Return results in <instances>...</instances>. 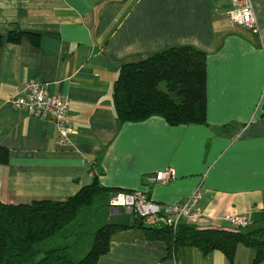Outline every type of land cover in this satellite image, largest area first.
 Segmentation results:
<instances>
[{"label":"crops","instance_id":"0c3cea01","mask_svg":"<svg viewBox=\"0 0 264 264\" xmlns=\"http://www.w3.org/2000/svg\"><path fill=\"white\" fill-rule=\"evenodd\" d=\"M252 2L257 35L230 22L233 0H0V147L10 156L0 164V201H65L98 176L109 200L115 191H141L168 205L200 188L202 229L231 230L233 215L250 218L243 231L264 229V0ZM19 32L26 35L9 40ZM176 46L207 54L206 122L120 123L113 88L122 65ZM31 79L69 104L71 144L58 142L53 118L10 104ZM169 169L173 179L150 181ZM107 207L102 226L130 228L112 236L98 264H255L258 257L244 245L231 259L197 247L170 250L132 227L134 215Z\"/></svg>","mask_w":264,"mask_h":264},{"label":"trees","instance_id":"16d2710c","mask_svg":"<svg viewBox=\"0 0 264 264\" xmlns=\"http://www.w3.org/2000/svg\"><path fill=\"white\" fill-rule=\"evenodd\" d=\"M21 35L26 33H12L9 40L17 42ZM113 99L122 124L151 117L164 118L172 126L204 124L207 54L193 46H176L143 61L124 64L114 84ZM9 159L8 150L0 147V164H8ZM110 191L96 176L92 185L65 201L20 205L0 201V264H98L109 253L112 236L130 227L112 223L102 226L90 251L79 261L71 253L72 236L67 230L97 198ZM145 224L136 217L132 227L142 229ZM144 233L149 239L165 240L170 250L179 245L197 247L205 254L221 251L230 259L238 245H244L258 251L255 264L264 261V229H198L183 224L176 231L167 228Z\"/></svg>","mask_w":264,"mask_h":264},{"label":"built area","instance_id":"2783aa9c","mask_svg":"<svg viewBox=\"0 0 264 264\" xmlns=\"http://www.w3.org/2000/svg\"><path fill=\"white\" fill-rule=\"evenodd\" d=\"M233 6L229 12L230 22L235 26L251 30L255 35L259 34L260 28L252 0H233ZM10 104L15 109L26 110L31 116L42 120L53 118L58 142L62 145L71 144L75 130L69 121V104L60 96L52 94L39 80L31 79L27 84L25 95L12 100ZM174 177V170L169 169L158 172L150 178V181L165 184ZM202 197V191L198 188L185 202L164 205L149 199L141 191L119 190L110 197L109 207L134 215L145 223L162 222L174 231L183 224L202 229L199 209ZM229 222L233 230H244L251 225V220L246 215H233Z\"/></svg>","mask_w":264,"mask_h":264},{"label":"rangeland","instance_id":"374dc122","mask_svg":"<svg viewBox=\"0 0 264 264\" xmlns=\"http://www.w3.org/2000/svg\"><path fill=\"white\" fill-rule=\"evenodd\" d=\"M108 201V195L102 194L94 201L92 207L83 211L68 227L67 232L72 236L69 240L72 246L71 253L76 261L81 260L90 251L95 240V233L103 225L104 219L111 218L107 207ZM129 217L133 219V215ZM76 242L78 243L75 244Z\"/></svg>","mask_w":264,"mask_h":264},{"label":"water","instance_id":"95a60500","mask_svg":"<svg viewBox=\"0 0 264 264\" xmlns=\"http://www.w3.org/2000/svg\"><path fill=\"white\" fill-rule=\"evenodd\" d=\"M143 229L147 230V231H162V230L167 229V226H166V224H164L162 222H156V223H152V224L146 223L143 226Z\"/></svg>","mask_w":264,"mask_h":264}]
</instances>
